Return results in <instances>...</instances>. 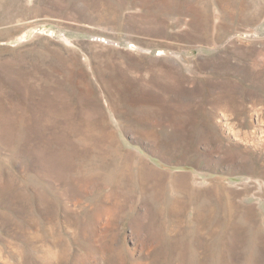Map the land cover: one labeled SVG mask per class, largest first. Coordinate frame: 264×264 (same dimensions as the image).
<instances>
[{"label": "rangeland", "instance_id": "rangeland-1", "mask_svg": "<svg viewBox=\"0 0 264 264\" xmlns=\"http://www.w3.org/2000/svg\"><path fill=\"white\" fill-rule=\"evenodd\" d=\"M0 264H264V0H0Z\"/></svg>", "mask_w": 264, "mask_h": 264}]
</instances>
